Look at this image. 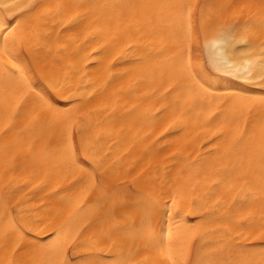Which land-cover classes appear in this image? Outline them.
I'll return each instance as SVG.
<instances>
[{
  "label": "snow or ice",
  "instance_id": "6c2138e0",
  "mask_svg": "<svg viewBox=\"0 0 264 264\" xmlns=\"http://www.w3.org/2000/svg\"><path fill=\"white\" fill-rule=\"evenodd\" d=\"M125 9L152 10L163 46L153 52L124 44L108 62L111 79L105 81V90L126 76L128 88H143L146 98L160 104L154 112L149 108L139 114L162 126L157 143H169L163 133L182 131L194 115L210 116L220 133L208 141L211 150L219 153L231 132L233 143L244 142L248 149L247 167L241 162L235 177L219 176L216 164L223 165L227 150L211 160L188 159L184 167L195 169L197 175H218L213 184H223L224 189L213 211L229 195L237 210L250 199L264 201V0L142 5L10 0L0 3V171L4 176L18 168L33 177L41 172L65 180L71 176L68 187L52 195L67 201L69 215L79 220L65 230L62 208L31 219L14 201L9 181L0 196V264H264V225L252 236L261 241L259 248L230 243L226 255L223 247L206 253V245L197 242L202 221L192 225L181 216V202L191 199L187 184L169 183L159 175L150 185L143 178L121 181L111 150L105 151L102 144L112 130H96L103 122L92 124L95 109L81 111L82 97L78 85L73 90V81L82 62L85 69H96L108 41L80 53L90 46L89 36L119 40ZM152 19L150 13L149 23ZM222 79L229 83L220 84ZM251 85L259 86V95ZM124 89L121 82L114 94ZM95 95L93 90L89 97ZM139 107L137 103L117 116L113 106L107 120L114 125ZM104 111L108 112L107 104ZM180 224H185L183 230ZM217 228L223 229L222 239L230 240V222ZM105 251L108 256L99 255Z\"/></svg>",
  "mask_w": 264,
  "mask_h": 264
},
{
  "label": "bare ground",
  "instance_id": "6f19581e",
  "mask_svg": "<svg viewBox=\"0 0 264 264\" xmlns=\"http://www.w3.org/2000/svg\"><path fill=\"white\" fill-rule=\"evenodd\" d=\"M10 2V0H0V3ZM55 2V0H51ZM96 4H159L165 3L167 0H91ZM192 3H231L233 0H190ZM238 3H259L260 0H236ZM119 11V10H117ZM153 15L152 22L149 23V14ZM195 15L198 17L199 12ZM95 27V25H94ZM113 32H116L117 22L113 21ZM119 40H112L110 36H98L93 39L89 36L90 46H86L85 50L80 53L81 56L85 52H91L97 43L104 44L108 41V48L102 53L103 59L96 62V69H85L84 63L80 64V72L77 73L73 81V90L79 86L78 95L82 97L81 111L87 113L89 109H95L91 113V122L102 121L99 129H110L111 135L104 136L102 141L105 151L111 150L112 163L114 171L119 175L121 181L131 182L133 178L142 179L146 185H150L152 179L157 175L167 179L169 183L176 181L179 184H187V197L181 202L186 223L196 225L198 221H202L199 225L197 242L206 245L205 252L211 253L213 250L224 248V254L228 252L226 245L235 243L237 245H254L260 247L261 241L252 239L260 231L261 225H264V218L261 216V208L264 201L256 198L254 201L249 200L242 210L231 207L232 196L220 201L221 207L218 211H213L214 202L217 195L224 189V185H215L213 181L218 179V175L209 173L205 174L201 171L196 174L195 169L184 167V163L188 159H205L211 160L217 155H222L227 150L228 155L223 160V165L217 163L216 168L219 169V176L233 177L240 171V164L243 162L247 167L248 159L244 142L234 144L232 134L229 132L225 146L220 147L219 153L213 152L208 145V141L214 135L220 133L216 128V121L211 120L210 116L202 114L199 119L195 115L193 119L180 132L170 129L169 132L163 133L169 143L164 144L158 133L161 132L162 126L159 123L152 124L149 120L139 118V114L145 109L151 108L154 112L160 107L159 103L153 98H146L143 93L145 89L141 88L139 92L127 87L128 77H123L122 81L117 80L113 84L108 85L105 90V81L111 79L107 71L108 62L124 47V44L130 43L133 48H140L144 51L159 50L163 46V38L160 34L159 25L155 20V13L152 10H131L125 9L124 14L119 23ZM130 38V39H129ZM81 34V40H83ZM108 53H111L109 55ZM120 58L117 57V61ZM117 61H112L116 63ZM123 66V65H121ZM86 73V74H85ZM156 78L159 79V69L156 70ZM121 82L125 83V89L114 94V90L120 89ZM220 84H227L229 81L222 79ZM166 86V85H165ZM256 94L259 95V86L251 85ZM95 90L96 95L89 97L90 93ZM163 93V89H161ZM137 103L140 107L136 109L130 116H125L115 122L113 125L107 120L108 113L112 111L113 106L117 108V116L130 110ZM108 105V112L104 111V105ZM84 119L87 121L88 117ZM122 129V130H121ZM154 129V131H153ZM119 132V134H117ZM151 133V134H150ZM147 139H144L145 136ZM179 137V139H177ZM211 152V156L206 157V153ZM233 165H236V171H233ZM259 161L254 160L253 166L258 167ZM143 170V171H142ZM11 181L12 191L14 192V201L19 202L26 216L31 219H39L45 213H54L57 208L64 209L61 222L64 223L65 230L73 228L79 220V216H70V205L67 201L61 202L59 196H53V192H60L66 189L68 184L72 182L71 176L65 180L62 176L58 177L55 173L45 176L43 172L39 176H30L28 172L18 168L15 172H10L7 176L0 171V196L4 191V185ZM31 181V182H29ZM159 183V181H157ZM71 194V193H69ZM64 195V193H61ZM235 195V193H233ZM238 200L241 197H237ZM170 203V202H169ZM191 208V211H189ZM251 213V215H249ZM230 222L234 229L229 235L230 240H224L221 237L223 229H218L217 225ZM179 223V218H176ZM175 227V225H174ZM185 224H180L183 230ZM91 232L86 235H90ZM203 236V240H201ZM101 256H108L107 251L99 253ZM219 255V252H217ZM215 258V256H213ZM2 259V253H0Z\"/></svg>",
  "mask_w": 264,
  "mask_h": 264
}]
</instances>
